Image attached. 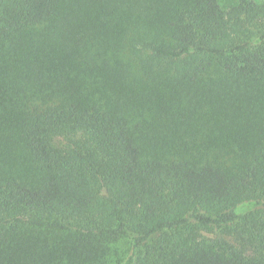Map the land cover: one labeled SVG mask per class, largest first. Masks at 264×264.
<instances>
[{
  "label": "trees",
  "instance_id": "1",
  "mask_svg": "<svg viewBox=\"0 0 264 264\" xmlns=\"http://www.w3.org/2000/svg\"><path fill=\"white\" fill-rule=\"evenodd\" d=\"M0 264H264V2L0 0Z\"/></svg>",
  "mask_w": 264,
  "mask_h": 264
},
{
  "label": "rangeland",
  "instance_id": "2",
  "mask_svg": "<svg viewBox=\"0 0 264 264\" xmlns=\"http://www.w3.org/2000/svg\"><path fill=\"white\" fill-rule=\"evenodd\" d=\"M259 2H264V0H258ZM121 254H123V256H126V254H128V245H126L125 242H122V244L119 247Z\"/></svg>",
  "mask_w": 264,
  "mask_h": 264
}]
</instances>
